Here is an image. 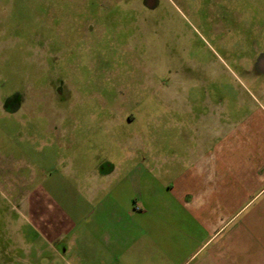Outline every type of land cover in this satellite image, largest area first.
<instances>
[{
  "label": "rangeland",
  "instance_id": "1",
  "mask_svg": "<svg viewBox=\"0 0 264 264\" xmlns=\"http://www.w3.org/2000/svg\"><path fill=\"white\" fill-rule=\"evenodd\" d=\"M216 1L0 0V264H46L33 227L83 209L99 162L205 145L264 164V73L240 68L264 51V0H227L223 24Z\"/></svg>",
  "mask_w": 264,
  "mask_h": 264
},
{
  "label": "crops",
  "instance_id": "2",
  "mask_svg": "<svg viewBox=\"0 0 264 264\" xmlns=\"http://www.w3.org/2000/svg\"><path fill=\"white\" fill-rule=\"evenodd\" d=\"M188 155L187 162H99L83 173V209L33 227L43 237L39 261L264 264V164L229 161L221 146Z\"/></svg>",
  "mask_w": 264,
  "mask_h": 264
},
{
  "label": "flooded vegetation",
  "instance_id": "3",
  "mask_svg": "<svg viewBox=\"0 0 264 264\" xmlns=\"http://www.w3.org/2000/svg\"><path fill=\"white\" fill-rule=\"evenodd\" d=\"M218 7V15L219 18L217 19L218 24H223V22H226L228 20H233L236 22L237 18L235 19V16L233 12L231 11L229 7V2L227 0H217L216 1ZM220 26V25H219ZM237 26V25H236ZM257 51V54L255 57L250 56L248 57L249 65L247 67L240 66L241 71L243 73L247 74H260L264 73V51H259L258 46L255 49ZM19 105V95L17 93H12L10 96H7L3 100V106L7 111L14 112L18 109Z\"/></svg>",
  "mask_w": 264,
  "mask_h": 264
},
{
  "label": "built area",
  "instance_id": "4",
  "mask_svg": "<svg viewBox=\"0 0 264 264\" xmlns=\"http://www.w3.org/2000/svg\"><path fill=\"white\" fill-rule=\"evenodd\" d=\"M134 208H135V209H139V207H138V206H135Z\"/></svg>",
  "mask_w": 264,
  "mask_h": 264
}]
</instances>
